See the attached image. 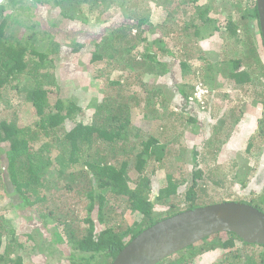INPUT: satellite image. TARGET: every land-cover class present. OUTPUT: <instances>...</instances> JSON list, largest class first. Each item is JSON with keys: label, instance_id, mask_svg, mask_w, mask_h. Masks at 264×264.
Segmentation results:
<instances>
[{"label": "rangeland", "instance_id": "obj_1", "mask_svg": "<svg viewBox=\"0 0 264 264\" xmlns=\"http://www.w3.org/2000/svg\"><path fill=\"white\" fill-rule=\"evenodd\" d=\"M236 1L199 0L190 4L189 0H106L93 6L91 12L85 2L80 5L67 3L66 9H75L77 15L89 17L84 24L79 19L73 22L64 18L59 7L39 4L16 10L18 23L11 24L12 19H9L8 24L11 25L8 27L13 32L11 37L37 33L38 39L42 40L39 46L45 47L47 40L58 45L59 52L50 53L53 60L47 63L46 70H51L58 82L61 81V97L76 99L84 108L90 100L116 96V89L120 86L126 92L125 96L132 97L131 133L128 139L117 142L119 152L116 158L128 157V173L132 179L136 174V153L142 150L140 142L148 138L157 139L165 147L163 160L150 159L145 166V174L151 175L155 170L150 179L157 189L167 184L168 174L174 181H179L175 194L162 203L154 202L156 217L168 211L170 205L174 209L185 208L188 202L184 195L192 186L203 204L249 202L252 199L259 202L264 192V54L260 52L259 56L262 65L258 62L253 66L251 81L240 83L230 76L231 58L245 53L252 46L251 41L255 40L254 45L261 47L258 31L253 27L256 22L250 19V27L246 21H240V11L232 6ZM240 3L245 8L253 5L252 0H240ZM199 7L208 9L204 14L208 12L207 17L215 19L212 25L201 24ZM132 11L144 14L147 22L141 26L125 25L134 20L128 15ZM229 20L233 23L232 28H237L234 34L226 29ZM123 23L124 28L130 31L129 35L139 38L131 55L139 58L147 47L146 52L154 54L161 62L159 71L146 74L140 69L139 77L130 78L127 72L131 69L126 72L118 63L109 66L106 59L95 64L90 61L94 50L92 39L95 38L96 42L105 36L111 39L110 29H116ZM215 25L219 27L218 31L211 30ZM6 33L9 35L7 28ZM155 39L159 43L153 42ZM73 43L81 46L74 50ZM243 68L244 61L237 72ZM110 80L119 81V84L111 85ZM199 84L204 88L203 93L198 94L200 99L194 94L195 86ZM77 87L80 90H76ZM181 88L189 95L187 102L180 94ZM19 109L18 126L26 123L24 117L28 113L25 104ZM28 118L31 121L32 117ZM63 126L69 130L73 124L67 121ZM136 132L138 138L134 136ZM60 134L63 131L59 130ZM56 146L55 143L51 148L52 165L48 179L58 177L56 156L59 148ZM122 149L128 153H122ZM2 170L0 173L3 174ZM195 173H200L201 177L192 181ZM62 183L63 177L57 178V183L51 184L53 188L49 189L47 202L27 210L11 206L10 198L0 184V215L5 216L6 229L15 233L14 239H10L8 232L0 254L3 255L6 249L9 259L21 255L22 264L77 263L79 253L71 248L66 238H63V243L52 241L53 230L61 231L62 228L55 218L68 209L74 214L80 210L79 216L86 215L83 196L74 190L66 192L61 189ZM112 201L119 203L118 200ZM260 206L264 209V202ZM50 210L52 213L48 214ZM123 217L127 225L132 224L134 217L128 208ZM117 219L121 222L119 216ZM238 245L240 247L241 243ZM72 254L75 258L70 257ZM223 254L224 250H215L194 264L215 263Z\"/></svg>", "mask_w": 264, "mask_h": 264}, {"label": "trees", "instance_id": "obj_2", "mask_svg": "<svg viewBox=\"0 0 264 264\" xmlns=\"http://www.w3.org/2000/svg\"><path fill=\"white\" fill-rule=\"evenodd\" d=\"M105 1L0 0V165L2 163L4 168L2 170L0 167L3 172L0 173V184L10 198L9 204L24 210L46 203L51 192L49 189L53 188L51 184L57 183V178L64 179L61 189L66 192L74 190L76 194L83 196L86 215L79 216L80 210L74 214V211L68 209L63 215L55 218L57 225L62 227L61 231L56 229L52 232L54 243H63V238H66L71 248L79 253L76 264H111L119 251L143 229L184 210L207 205L199 201L192 186L184 195V200L188 202L185 208L174 209L170 205L168 211L156 217L153 213L154 202L162 203L175 194L179 181H174L168 174L167 184L157 189L155 182L151 183L150 179L155 170L151 171V175L145 174V166L150 159L157 162L163 160L165 147L157 139L148 138L140 142L142 150L136 153V174L132 179L128 173V157L121 160L116 158L119 152L117 142L128 139L127 136L131 133L132 97L125 96L126 92L121 86L116 89V96H105L99 101L90 100L86 108L76 99L61 97V81L58 82L51 70H46L47 63L53 60L49 57L50 53L59 52L58 45L47 40L45 47L39 46L42 40L38 39L37 33L17 34L12 37L10 35L13 32L8 26L13 22L18 23L15 14L18 9H28L39 4L52 5L60 8L64 18L73 22L79 19L84 24L89 20L87 15H77L75 9L72 11L64 6L67 3L80 5L85 2L91 12L93 6L101 5ZM198 1L189 0V3L196 4ZM252 2L251 8L242 6L240 0L232 4L241 13L240 21H246L245 24L249 25L250 19L256 22L253 27L258 31L261 40V47L254 45L253 39V43L250 42L252 46L248 47L245 53L229 60V74L240 83L252 80L253 66L258 62L262 65L259 56L260 52L264 54L256 2ZM198 9L202 25L210 26L215 22V19L207 17L208 9ZM128 15L134 20L125 25L141 26L147 22L144 14L138 15L132 11V14ZM9 19H12L11 24H8ZM232 25L229 20L226 29L234 34L237 28H232ZM211 30L218 31L219 27L215 25ZM199 31L200 29L197 33ZM84 34L86 36L87 32ZM110 34L111 39L109 36L103 37L100 42L92 39L94 50L91 51L90 61L95 64L105 62L106 59L105 63L109 66L118 63L126 72L131 69L127 72L130 73V78L139 77L140 69L146 74L159 71L162 64L154 54L146 52L147 47L139 58L131 55L139 38L129 35L130 31L124 28V23L116 29L111 28ZM250 35L249 38L252 37ZM153 42L159 43V40L155 39ZM73 45L74 50L81 46L79 43ZM74 50L72 52H75ZM243 61L245 68L237 72ZM109 83L119 84V81L110 80ZM130 83L134 84L133 81ZM76 90L80 89L77 87ZM179 91L187 102L189 95L182 88ZM10 95L12 97H9ZM73 96L76 97L75 93ZM24 104L27 105L28 112L24 114L26 123L18 126L17 114ZM262 104L264 106V100ZM27 116L32 117L31 121ZM67 121L73 124L69 130L62 127ZM58 128L63 134L58 135ZM134 136L137 137L138 133ZM55 143L59 148L56 156L59 164L56 180L48 179L49 167L52 165L51 148ZM122 153L128 152L123 150ZM73 166L75 170H71ZM68 169L69 171L64 173ZM200 177V173H195L192 181ZM112 200H118L119 203L116 204ZM240 202L253 205L264 213L260 206V203L264 202V192L260 195L259 202H254L253 199ZM126 208L134 217L131 225H127L123 219ZM51 213L52 210L48 214ZM44 216L47 217V213ZM4 221L5 216L0 215V248L8 232L10 239H14L15 235L13 230L6 229ZM238 242L241 243L240 247ZM215 250H224V256H219L215 263L210 264H264V245L244 242L232 232L207 236L158 264H164L166 261V264H194L197 259L201 261L204 255L214 253ZM3 252V255L0 254V264L23 263L21 255L9 259V252L6 249ZM70 257L75 258L73 254Z\"/></svg>", "mask_w": 264, "mask_h": 264}, {"label": "water", "instance_id": "obj_3", "mask_svg": "<svg viewBox=\"0 0 264 264\" xmlns=\"http://www.w3.org/2000/svg\"><path fill=\"white\" fill-rule=\"evenodd\" d=\"M264 47V0H255ZM232 232L242 241L264 245V213L239 201H223L187 209L143 229L111 264H157L203 238Z\"/></svg>", "mask_w": 264, "mask_h": 264}, {"label": "built area", "instance_id": "obj_4", "mask_svg": "<svg viewBox=\"0 0 264 264\" xmlns=\"http://www.w3.org/2000/svg\"><path fill=\"white\" fill-rule=\"evenodd\" d=\"M195 87H196V92H194L195 97H197L198 99H200V97H198V94H200V93L202 94L203 91H204V88L201 86V84H199V85H197ZM190 99H192V97Z\"/></svg>", "mask_w": 264, "mask_h": 264}]
</instances>
